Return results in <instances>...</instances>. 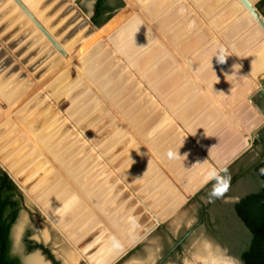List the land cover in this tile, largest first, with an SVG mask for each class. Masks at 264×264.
Listing matches in <instances>:
<instances>
[{"label": "rangeland", "instance_id": "rangeland-1", "mask_svg": "<svg viewBox=\"0 0 264 264\" xmlns=\"http://www.w3.org/2000/svg\"><path fill=\"white\" fill-rule=\"evenodd\" d=\"M142 1L144 2L140 3L141 5L137 4L135 7L144 14V19L134 12L132 20L140 21L141 30L138 32L143 31L149 36L146 42L133 46V40L135 43L138 37L133 34L128 42L124 34L117 36L115 42L112 40L115 33L112 38L105 37L100 43L87 50H83V47L89 31L93 28L90 17L94 9L93 0H65L63 6L56 0H49L48 5L43 6L42 3L35 9H31L32 5L30 8L28 6L30 3H26L65 50L67 57H63L55 50L13 2L15 10L12 13L9 12L10 14L4 16V12H0V86L9 81L7 88H11L10 94L12 90L13 94H16L18 88L9 87V83L16 84V79L19 83L23 82L17 84L18 87L23 88L26 85L24 91L31 90L33 84L49 78L57 69L59 70L54 79L45 85V90L42 88L25 103L33 101L34 105L36 104L30 108L34 111L27 109V112H32L34 122L26 127V131L34 138L38 128L44 126L46 124L44 121L50 120L51 116L56 119L52 120V124L62 123L60 125L62 133H59L57 147L60 148L62 145V150L66 148L62 152L71 156L68 160L73 161L74 165L78 163L81 168L79 171V174H82L81 178L90 180L88 186L97 187V192L108 189L101 200L103 204L106 202V207L98 210H101V214L111 226L113 227L114 216L120 218L122 224L120 228H125L126 233L141 230L144 233L154 222H161V226L156 227L137 243L142 249L149 248L151 252L154 251L155 263L156 261L159 263V242L163 238L161 235L166 237L163 227L166 228L165 232L170 234V237L163 238V245L170 250L178 249L182 244L180 242L182 238L199 221V195H202L217 179L213 176L201 188L191 193L193 195L191 200H184L185 196L111 114L83 76L107 97L188 190L198 183V177L202 178V174L205 175L213 168L216 169L219 160L223 159L222 163L225 164L232 151L238 152L235 149L247 138L245 134L256 133L258 127L264 124V115L253 110L249 104V99L253 101L264 84V71L256 75L249 67L254 51L264 43V36L260 37L259 41L253 42L255 45H243V48H238L241 44H245L246 36L258 26L252 29L249 26L239 37H231V30L240 18V15H231V13L229 15L230 8L236 0H164L168 3L160 10L156 19L152 18L149 6L162 0ZM258 1L253 4L257 5ZM127 6L131 7L125 2V7ZM40 13L41 16L38 15ZM168 20L170 24L167 25ZM158 22L163 25L158 27L156 25ZM174 35L178 38H173ZM219 46L227 47L231 55L224 64H218L213 57ZM29 62L32 67L27 66ZM190 64L196 67L191 69ZM221 84H226V87L221 89ZM244 87H251L249 95L240 94ZM23 92L18 93L17 97H23L21 95ZM0 96L1 100L7 103L5 110L0 105V116L6 110L11 111L12 108L17 107L15 105L20 102L12 101L15 107L12 106L10 109L7 97ZM42 102L44 107L40 105ZM14 114L18 117L23 115V113L20 115L18 109ZM11 115L13 114L0 122L2 130H0V152L7 159L9 166H15L14 172L16 171L20 176L31 166V163L25 166L23 157L29 150L33 152L35 148L27 135L12 121ZM79 115H82L81 119L77 118ZM11 124L14 126L11 130L12 134L6 133L5 125L11 126ZM17 131L20 134L19 139L23 138L25 141L21 149L23 157L19 156V152L17 153L13 147L17 141L13 143L9 141V136L15 135ZM65 138H70L67 142L76 139L79 147L74 150H70L69 146L63 147ZM256 142L257 139H254L252 146L247 150L242 147L240 151L242 154L239 157L246 155L248 151L250 153L247 156L250 158V155H258L261 148H253ZM161 147L166 148L167 151L164 152ZM170 149L179 152L181 157L169 159L166 153ZM46 151L47 156H51L65 171L64 175L73 183H77L75 177L68 173L61 162H58L57 155L51 149L46 148ZM88 155L91 158H87ZM40 157L46 161L41 154ZM14 159L16 163L11 161ZM110 161L113 162L112 165ZM229 167H226L225 172ZM82 170L84 173L81 172ZM51 173L52 181L48 185L56 184L54 193L46 189L43 196L38 198L35 195L36 198L33 191L24 193L19 188L25 197V210L22 211L19 219L23 217L26 224L24 231L29 228L38 231L34 236L36 241L50 245L52 236L54 242H58L51 249L59 260L66 264H88L63 231L61 232L52 221L59 212L49 215L41 208V202L50 206L51 198L57 199V195L66 186L70 190L66 192L68 194L72 192L74 198L76 197V193L71 190L62 175L53 168ZM215 176L220 177L217 172ZM221 183L224 184L223 182L219 184ZM237 188L242 194L243 190L240 188H245V185L241 184ZM235 190L234 187L231 192ZM51 193L53 195L49 197ZM48 197L50 202L46 201ZM200 198L205 201L203 196ZM78 204L83 205L81 202ZM115 208L117 209L113 211ZM90 212L92 214V211ZM122 214L124 217H121ZM91 220L100 225L94 214ZM113 228L117 230V227ZM187 240L183 247V258L180 259L183 261L182 264H240L227 257L226 253L231 254L230 247L218 245V242L206 237L205 229L193 233L191 237H187ZM23 245L22 241V248L18 251L25 252ZM138 255L144 256L142 250ZM129 258L131 257L128 256L127 259ZM40 260L41 264H46L41 256ZM128 262L134 263L131 259ZM174 263L178 264L177 261Z\"/></svg>", "mask_w": 264, "mask_h": 264}, {"label": "bare ground", "instance_id": "bare-ground-1", "mask_svg": "<svg viewBox=\"0 0 264 264\" xmlns=\"http://www.w3.org/2000/svg\"><path fill=\"white\" fill-rule=\"evenodd\" d=\"M25 4L27 3H30V5L28 4V6L30 7L31 5V9H35V8H37L40 4H42V3H44L43 4V6H45L46 4L48 5V3H49V0L48 1H45V0H22ZM59 4H61L62 3V6L64 5V3H63V1H65V0H56ZM128 1H130L132 4H133V6L135 7V5L137 6V4L138 5H141L140 3H143V1L142 0H128ZM170 1V0H169ZM196 1V0H195ZM221 1V0H220ZM252 3H254L256 0H250ZM53 3V2H52ZM68 3V2H67ZM168 2L166 1V2H164V0H162V1H158L156 4H150V6H149V12L151 13V15H152V18L153 17H155V19L157 18V16H158V13L160 12V10H162V8L167 4ZM54 4V3H53ZM66 5V4H65ZM61 6V7H62ZM65 7V6H64ZM47 8V7H46ZM63 8V7H62ZM66 8V7H65ZM243 6L241 5V3L240 2H238L237 0L235 1V3L234 4H232V6H231V10H230V12H229V15H230V13H231V15H237V16H239L240 15V18L237 20V22H235V24H234V26H233V28H232V30H231V37H233V36H240L241 34H242V32H246V30H247V28L249 27V26H251V29L252 28H255L257 25H256V22H255V20L252 18V16L247 12V11H245V10H243ZM43 9H45L44 7H43ZM15 10V6H14V4H13V0H0V12H4V16H6L7 14L6 13H12L13 11ZM40 10V9H39ZM68 10H70V9H68ZM67 10V11H68ZM198 10V9H197ZM47 12V11H46ZM9 13V14H10ZM41 13H42V11H41ZM41 13L40 14H38V15H40L41 16ZM48 13V12H47ZM69 13V12H68ZM73 13H74V11H73ZM199 13V12H198ZM37 15V16H38ZM48 16V15H47ZM75 16V15H74ZM143 16H144V14H143ZM3 17V16H2ZM134 17V16H133ZM145 17V16H144ZM23 18V17H22ZM50 18V17H49ZM55 18V17H54ZM53 18V19H54ZM74 18H76V17H74ZM172 17H170V19H171ZM15 19H17V18H15ZM52 19V20H53ZM133 19V18H132ZM130 20L129 22H127L121 29H119L118 30V32H116V35L115 36H113V39L112 40H114L115 42H116V37L118 36H121V34H124L125 35V39L127 40L126 42H128L129 40V37L133 34V35H135V37H137V39H136V42L134 43V41L135 40H133V43H132V45L133 46H135V45H137V44H140V45H142L144 42H146L147 40H148V38H149V36L146 34V33H144L143 31L142 32H138V31H140L141 29V25H140V21L138 20V19H134V20ZM169 19V20H170ZM3 20H4V18H3ZM13 20V19H12ZM51 20V19H50ZM79 20V19H78ZM167 21L166 23H167V25H168V23L170 24V21ZM8 21V20H7ZM10 21V20H9ZM74 21V20H73ZM83 21V20H82ZM81 21V22H82ZM25 22V21H24ZM27 22V21H26ZM8 23V22H7ZM23 23V22H22ZM59 23H61V22H59ZM77 23V22H76ZM19 24V23H18ZM27 24V23H26ZM50 24V23H49ZM165 24V23H164ZM22 25V24H21ZM44 25V24H43ZM47 25V24H46ZM87 25V24H86ZM158 27H160V25H163V24H161L160 22H158L157 24H156ZM222 25V23H220V25L219 26H221ZM26 26V25H25ZM19 27V26H18ZM85 27V26H84ZM156 27V26H155ZM25 28V27H24ZM35 31V30H34ZM65 31V30H64ZM68 31V30H67ZM5 33V32H4ZM87 33V32H86ZM144 33V34H143ZM22 37V36H21ZM60 37V36H59ZM134 37V38H135ZM177 37V36H176ZM175 37V35L173 36V38H176ZM260 37H263V34H262V32L259 30V28H257L256 30H254L253 29V31L251 32V33H249L248 34V36H246V39L244 40L245 41V44H241L238 48H243V45H249L250 44V46L253 44V45H255L253 42H255V41H259V39H260ZM112 38V37H111ZM178 38V37H177ZM199 38H201V37H199ZM20 39V38H19ZM124 39V38H123ZM125 39H124V41H125ZM75 40V39H74ZM64 41V40H63ZM40 42V41H39ZM31 44V43H30ZM70 44V43H69ZM42 45V44H41ZM65 45V44H64ZM68 45V44H67ZM40 47V46H39ZM66 47V46H65ZM42 49V48H41ZM237 51H238V49H237ZM6 55V54H5ZM38 56V55H37ZM91 59V58H90ZM59 61V60H58ZM251 62L249 63L250 65H249V67H250V69H251V72L253 73V74H258V73H260V72H262V71H264V43L263 44H261L260 46H259V48H257L255 51H254V54H253V57L251 58V60H250ZM47 63V62H46ZM60 63V62H59ZM192 64H195L194 62H192ZM190 67H191V69H194L196 66L194 65V67L190 64ZM41 68H42V66H41ZM6 69V68H5ZM5 69H4V71H5ZM52 70V69H51ZM9 72V71H8ZM28 72V71H27ZM1 75V74H0ZM89 77V76H88ZM31 78V77H30ZM1 79V78H0ZM42 79V78H41ZM38 81H41V80H39L38 79ZM9 82V81H8ZM7 82V83H8ZM15 82H16V84H11V83H9V87H12V88H14V89H17L18 88V91L16 92V94H13V90H12V94H10L11 92V88H7V83H3V84H1V86H0V95H3V96H6L7 97V102H9L10 104L8 105V106H10V109L12 108V106H14L15 104H14V102H13V104L11 103L12 101H18V100H20L21 98H22V96L19 98V97H17L21 92H23L24 91V89H25V87H26V85L23 87V88H21V87H18L17 86V84H21V83H23V82H18L16 79H15ZM28 83V82H27ZM40 82H37V83H35V84H33L32 86H31V90H29V89H27V90H25L21 95H23V97L24 96H26L28 93H29V91H32V90H35V89H37L38 87H39V89H40V86L38 85ZM31 84V83H30ZM41 85H42V82H41ZM46 88V86H43V89L45 90V88ZM221 89L222 88H225L226 87V84H221ZM248 88V87H247ZM247 88H242L241 89V95H243V94H245L244 96H246L247 94L249 95L250 94V91H251V87H249L248 89ZM42 90V89H41ZM40 90V91H41ZM19 93V94H18ZM5 94V95H4ZM31 94V93H30ZM29 94V95H30ZM7 95H10V97H8ZM240 96V95H239ZM5 97V98H6ZM0 99H2V97L0 96ZM3 100H5V99H3ZM30 100V99H29ZM29 100H27V101H29ZM36 100V99H35ZM26 100H24V101H22V103L21 104H24V102H25ZM26 101V102H27ZM38 101V100H37ZM43 101V100H42ZM25 102V103H26ZM36 102V101H35ZM7 104V103H6ZM40 104V103H39ZM36 105V104H35ZM34 105V103H33V101L31 102H28V104H25L24 106H22L21 108H20V110L18 109V112H20V115H21V113H23V115H21L20 117H18L16 114H14L13 112H12V114H14V116H16V117H18V119H19V121L21 122V124L25 127V129H26V127L27 126H29L30 124H32V122H34L33 121V117H32V112H27V109H28V111H34L33 109H30V108H32L33 106H35ZM41 106H43L44 107V103L42 102V104H40ZM16 106V105H15ZM14 106V107H15ZM7 107V106H6ZM35 109V108H34ZM13 110V109H12ZM7 112L8 111H10V110H6ZM5 111V112H6ZM192 111V110H191ZM6 112V113H7ZM27 112V113H26ZM193 112V111H192ZM30 113V114H29ZM45 114V113H44ZM186 114V113H185ZM2 115V114H1ZM28 115V116H27ZM41 115V114H40ZM39 115V116H40ZM12 116V115H11ZM27 116V117H26ZM55 116H57V114L55 115ZM73 117H76V116H73ZM81 117H82V115H79V116H77V118L79 119H81ZM20 118H22V119H20ZM77 119V120H78ZM6 120V119H5ZM44 120V119H43ZM55 121L56 119H55V117H52L51 116V119L50 120H46V122L44 121V123H46L44 126H42L41 128L39 127L38 129V131H37V133L36 134H34V138H32V139H34V141L36 142V144H38L43 150H44V154L41 152V151H39V149H37V147L35 146V144H33L32 146H33V148H35L34 149V151L32 152V151H28L27 152V154L23 157L22 155V146L24 145V143H25V141L23 140V138H20L19 139V136H20V134H19V132L17 131L16 133H15V135L13 134V135H10L9 137V141H11L12 143L13 142H15V141H17L14 145H13V147H14V149H15V151H17V153L19 152V156H21V157H23V159L24 160H22V161H24L25 162V166H27L28 164H33V163H35V162H37L38 160H41V161H44L45 162V165H44V167H51V168H53V170H55L56 172H58V174L59 175H62V177H63V179L66 181V183L68 184V186H70V188H71V190L72 191H74V185H76L77 187H78V189L76 190V191H80V193H82L85 197H86V199L87 200H89V201H91V203L93 202V203H95L96 204V206H98L100 209H103V208H105L106 207V202H104V204L101 202V200H102V198L104 197V195H106V191L108 190V189H104V190H102L101 192H97L96 190L98 189L97 187H93L92 186V188L90 187V185L88 186V183H89V179H87V180H84L83 179V177L81 178V175L79 174V171L81 170V168H80V166H78V163L76 164V165H74L73 164V161H71V160H68V158H70L71 156L70 155H67L66 153H64V152H62L63 150H65L66 148H63V150L61 149L62 147V145L60 146V148H58L57 147V144H59L58 143V141H59V137H60V134L62 133V131H60V125H62V123L59 125L58 124V122L57 123H53L52 124V122L53 121ZM207 121V120H206ZM2 122V121H1ZM24 122V123H23ZM38 122H39V120H38ZM51 123V125L49 126V124ZM137 122V121H136ZM1 124V123H0ZM8 124V123H7ZM137 124V123H136ZM252 127V126H251ZM14 128V126H13V124H11V126H9V125H5V131H6V133L8 132H10L11 133V130ZM67 129V128H66ZM141 129V128H140ZM0 130H1V127H0ZM143 130V129H142ZM177 130V129H176ZM2 131V130H1ZM55 132H57V133H55ZM246 132H249L248 130H246ZM5 133V132H4ZM60 133V134H59ZM221 133V132H220ZM244 133V132H243ZM12 134V133H11ZM253 134V132H251V133H249V134H246V136H247V138H245L244 139V141H243V143H241V144H239V146H237L236 147V149L235 150H238V152H236V151H232V153L229 155V157H228V159L226 160V162H225V164H223L222 163V161H223V159L222 160H219L218 161V167L216 168V169H212V170H209L208 172H206L205 173V175H203L202 174V178H197L198 179V183H196L194 186H191L187 191L189 192V193H194L197 189H199V188H201L205 183H207V181L209 180V179H211L212 177H213V173H215L216 174V172L217 173H219V171H221V170H223V168L226 166V164H228L240 151H241V148L242 147H248L249 146V144H250V142L252 141V138H251V135ZM4 135V134H3ZM6 136V135H5ZM4 136V137H5ZM224 137V136H223ZM84 138V137H83ZM159 138V137H158ZM2 139V138H1ZM16 139H18V140H16ZM6 140H7V138H6ZM70 140V138H65V140H64V142H63V147L64 146H69L70 147V150H74V149H77L78 147H79V144L76 142V139L73 141H71V142H67V141H69ZM86 140V139H85ZM156 140H157V138H156ZM1 141V140H0ZM29 141V140H28ZM28 141H26V142H28ZM165 141H167V140H165ZM3 143V142H2ZM9 143V142H8ZM29 143V142H28ZM160 143V142H159ZM163 143V142H162ZM162 143H160V144H162ZM70 144H72V145H70ZM26 145V144H25ZM164 145V144H163ZM158 146H160V145H158ZM84 147V146H83ZM106 147H108V146H106ZM113 147V146H112ZM46 148H48V149H51L52 151H53V153H55L57 156H56V158H57V160H58V162H61L62 163V165L65 167V169L68 171V173L69 174H71V175H73V177H75V182H77V183H73L72 181H71V179H69L67 176H65L64 174H65V171L63 170V169H61V167L57 164V162H55V160L51 157V156H47V151H46ZM80 148H81V146H80ZM100 148V147H99ZM108 148H110V147H108ZM107 148V149H108ZM115 148H116V146H115ZM61 149V150H60ZM112 149V148H111ZM160 149H162L164 152H166L167 151V149L166 148H163V147H161ZM82 150V149H81ZM81 150H79V151H81ZM118 150V149H117ZM161 150V151H162ZM4 151V150H3ZM105 151H107V150H105ZM109 151H111L110 149H109ZM116 151V150H115ZM122 151V150H121ZM25 152V151H24ZM72 152V151H71ZM73 152H75V151H73ZM83 152V151H82ZM94 152V151H93ZM123 152V151H122ZM77 154L78 153H80V152H76ZM107 153H109L108 151H107ZM120 153V152H119ZM125 153V152H124ZM162 153V152H161ZM22 154V155H21ZM40 154L46 159V161L43 159V158H41L40 157ZM73 154V153H72ZM71 154V155H72ZM95 154V153H94ZM99 154H101V153H99ZM16 155V154H15ZM74 155V154H73ZM104 155V154H103ZM102 155V156H103ZM106 155V154H105ZM113 155V154H112ZM124 155H126V154H124ZM8 156H9V154L7 155V158H8ZM98 156H100V155H98ZM123 156V155H122ZM2 157H4V159L2 158ZM87 158L88 157H90L91 158V156L90 155H88V156H86ZM94 157V156H93ZM117 157V156H116ZM115 157V158H116ZM224 157V156H223ZM10 158V157H9ZM86 158V159H87ZM95 158V157H94ZM76 159H77V157H76ZM123 159V158H122ZM16 159H14V160H11V161H14L15 163H16V161H15ZM21 160V159H20ZM67 160V161H66ZM90 160V159H89ZM97 160V159H96ZM117 160V159H116ZM18 161V160H17ZM86 161V160H85ZM91 161V160H90ZM113 161V160H112ZM135 161V160H134ZM8 161H7V159L5 158V156H2L1 155V152H0V164L4 167V168H6L10 173H11V175L13 176V178L16 180V181H18V184L20 185L21 183L19 182V180H18V177H19V174H17L16 173V171L14 172V167L15 166H9V163H7ZM111 162V161H110ZM116 161L114 160V163H115ZM17 163H19V162H17ZM91 163V162H90ZM90 163H88V164H90ZM10 164H12V163H10ZM20 164V163H19ZM113 164V162H111V165ZM223 164V165H222ZM8 166V168H7V166ZM86 165V164H85ZM93 165V164H92ZM22 166V165H21ZM178 166V165H177ZM23 167V166H22ZM111 167V166H110ZM45 169V168H44ZM100 170V169H99ZM103 171V170H102ZM113 171H114V169H113ZM81 172H83V170L81 171ZM53 173V172H52ZM52 173L50 172V173H48L44 178H42L41 179V181L33 188V190H31L30 191V193H32V191H33V193H35L34 194V197H41V196H43L45 193H46V189H48V190H50L51 192L53 191V193L55 192V190L54 189H56V184L54 185V186H50V185H48L51 181H52ZM84 173V172H83ZM119 173V172H118ZM137 173V172H136ZM201 173V172H200ZM86 174V173H85ZM92 175V174H91ZM91 175H90V177H91ZM98 175V174H97ZM101 175H105V174H101ZM94 178V177H93ZM178 178V177H177ZM95 179V178H94ZM93 179V180H94ZM105 179V178H104ZM179 179V178H178ZM105 181V180H104ZM180 181V180H179ZM59 183V182H58ZM74 184V185H73ZM91 184V183H90ZM102 184V183H101ZM96 185V184H95ZM99 185V184H98ZM97 185V186H98ZM114 185V184H113ZM21 186L23 187L24 185L23 184H21ZM99 186H101V185H99ZM111 187H112V185H111ZM100 189V188H99ZM66 190L67 191H70L69 189H68V187L66 186L65 188H63V191L62 192H60L58 195H57V199H55V197H53V198H51V200H52V203H50V206H49V204L48 203H44V202H41L40 204H41V208L44 210V212H46L47 214H49L50 215V213H52V215L54 214V212H59V214L57 215V214H55V216H58L57 217V219L56 220H54V223H55V225L60 229V231L62 232L63 231V233L65 234V236L68 238V239H70L72 236L74 237V236H77L79 233V231L81 230V229H89L90 230V228H91V224H89L90 222H92V220H91V218H92V214H94V213H92L91 214V212L90 211H92L89 207H88V205L85 203V201H83L82 199H81V197H79V196H77V194H75L76 195V197H78L77 199H76V197L74 198V194L71 192V194H68L67 192H66ZM44 191V192H43ZM114 191V190H113ZM75 192V191H74ZM53 193H51V195L49 196V197H51L52 195H53ZM76 193V192H75ZM36 195V196H35ZM120 196V195H119ZM31 197H32V195H31ZM36 197V198H37ZM47 198L46 199V201L47 202H50V198ZM84 197V198H85ZM166 197V196H165ZM171 198V197H170ZM186 199V197L184 198V200ZM83 203V205H81V204H78V203ZM156 202V201H155ZM93 203H92V205H93ZM108 203V202H107ZM114 204H115V202H114ZM176 204V203H175ZM84 205H85V207H84ZM113 205V204H112ZM116 205V204H115ZM94 206V205H93ZM95 207V206H94ZM96 208V207H95ZM98 208V209H99ZM97 209V208H96ZM117 208H115V209H113V211L114 210H116ZM162 210V209H161ZM160 210V211H161ZM101 211V210H100ZM112 211V212H113ZM163 211V210H162ZM93 212V211H92ZM159 213V212H158ZM107 214V213H106ZM159 215V214H158ZM106 216V215H105ZM125 216H126V214H125ZM160 216V215H159ZM115 217V216H114ZM113 217V219H112V223H114L113 224V227H117V232H119V231H121V235H122V233H124L125 234V236L124 237H126L127 236V240L128 241H125V242H127L126 244H128L127 246L128 247H131V246H133L135 243H137L139 240H141L142 238L141 237H143L144 236V233H141L139 230V232H135V233H126L125 231H126V229L125 228H120L121 226H122V224H121V222H120V218H117V217H115L114 218ZM121 217H124L123 216V214H122V216ZM109 220H111V219H109ZM133 221V220H132ZM131 221V222H132ZM89 224V225H88ZM129 225V224H128ZM126 226V225H125ZM62 227V228H61ZM131 227H132V225H131ZM89 230H87V231H89ZM136 231V230H135ZM142 231V230H141ZM86 232V231H85ZM84 232V233H85ZM119 234H120V232H119ZM123 234V235H124ZM84 236V235H83ZM79 237L80 239L78 240V241H81L82 239H84V237ZM77 241V242H78ZM116 239H112V241L111 242H109V244H107L105 247H103V248H105L106 250L103 252V254L99 257V258H97V256L96 257H90V259H91V264H110V262H113L114 260H116V259H118L120 256H121V254H123V253H125L126 251H127V247H123L122 245H120V244H118L119 242L117 241ZM75 244H77L76 242H75ZM103 250V249H102ZM102 253V252H101ZM81 255H82V252L80 253ZM93 258V259H92ZM85 259V258H84ZM90 262V261H89Z\"/></svg>", "mask_w": 264, "mask_h": 264}, {"label": "trees", "instance_id": "trees-1", "mask_svg": "<svg viewBox=\"0 0 264 264\" xmlns=\"http://www.w3.org/2000/svg\"><path fill=\"white\" fill-rule=\"evenodd\" d=\"M94 9L91 16V22L97 28H101L121 9L125 7L124 0H93ZM257 8L264 16V0L257 4ZM254 101L261 108L264 107L260 95L258 94ZM264 132H260V139L256 144L264 146ZM248 155V154H247ZM245 165H240V177L245 180V188L250 183H254L256 188L250 193L241 197V199L229 206L217 207L211 209L206 207L204 222L210 223L208 216L215 212V225L219 226L225 235H220L221 243L226 245H236L235 254L241 264H264V153L260 159L254 163L245 161ZM233 165L225 172V176L230 177L233 173ZM236 177L230 178L229 183L235 182ZM218 181L212 182L206 190H212L216 186V192L209 198L217 199L221 190ZM254 186V185H253ZM205 190V191H206ZM25 197L23 192L9 177V175L0 168V264H21L19 257L12 255V229L18 222L20 214L25 210ZM217 203H215L216 207ZM210 218V216H209ZM211 224V223H210ZM221 226V227H220ZM214 225L212 226L213 229ZM219 230H217L218 233ZM211 232L219 237L216 232ZM229 234H228V233ZM227 233V234H226ZM31 234L28 233L24 242L28 252L40 250L48 261L52 264H62L56 260L51 251L43 244L35 243L30 240ZM239 246V249H238ZM238 250V251H237Z\"/></svg>", "mask_w": 264, "mask_h": 264}, {"label": "water", "instance_id": "water-1", "mask_svg": "<svg viewBox=\"0 0 264 264\" xmlns=\"http://www.w3.org/2000/svg\"><path fill=\"white\" fill-rule=\"evenodd\" d=\"M128 4L131 5V7L127 6L117 12L112 19L107 22L104 26L101 28H97L95 25H93L92 29L89 31V36L87 38V41L83 47V50H87L98 43L105 37H112L116 32H118L119 29H121L127 22H129L133 16L134 12L139 15L141 19H144L143 14L139 11L138 8L134 7L133 4L128 1L124 0ZM241 5L244 7V9L252 16V18L255 20L256 25L258 26L259 30L262 32L264 36V16L257 8V5H254L250 0H238ZM261 1V0H259ZM258 1V3H259ZM13 2L20 8L22 13L33 23L34 27L43 35L47 41L57 50L63 57H67V53L65 50L61 47V45L56 41L55 37L49 32V30L42 24V22L33 14V12L27 7V5L22 0H13ZM130 2V3H129ZM144 2V1H143ZM7 14V13H6ZM95 29V30H94ZM60 69H63V67H60ZM58 70V69H57ZM55 71L52 76L49 78L41 81L38 84L40 86L35 90L29 91V93L22 97L16 104L17 107H15L13 110L5 112L2 116H0V122L3 121L6 117H9L10 114L13 113L21 108L23 104L22 101L29 100L35 95L37 92H39L43 86L49 84L54 77L58 74V71ZM83 78L86 80L87 84L91 87V89L95 92V94L99 97V99L105 104V106L108 108V110L111 112V114L123 125V127L127 130V132L135 139V141L140 145V147L145 151L147 156H149L160 168V170L167 176V178L175 185V187L186 197V200H191L193 198V195L189 193L186 188L182 185V183L179 181V179L173 175L172 171L163 164L162 160L157 156V154L145 143V141L142 139V137L136 132L135 129L122 117V115L119 113V111L111 104V102L105 97L101 92H99L95 86L89 81V79ZM261 90L264 91V86L261 87ZM33 92V93H31ZM31 93V94H30ZM30 94V95H29ZM251 98V97H250ZM25 101V102H26ZM24 102V104H25ZM249 104L253 108V110L260 112V110L256 107V105L253 103L251 99H249ZM0 105L3 110L6 109V104L0 99ZM262 115H264V110L260 112ZM264 117V116H263ZM12 121L23 131L27 137L32 141L33 144L41 151L42 153L44 150L36 144V142L32 139L30 133L26 131L25 127L21 124L18 117L14 116V114L11 116ZM262 127H258L257 132ZM253 133L251 135L252 141L250 142L249 146L246 147L244 150H247L252 146L253 140L255 138H258V133ZM246 135V134H245ZM244 152V151H243ZM44 154V153H43ZM242 154V152H239L226 166L223 168V170L219 171V175L222 176L225 172L226 167H229L236 159L239 158V156ZM45 162L38 160L37 162L31 164V166L26 169L19 177L18 180L21 184H24L23 188L18 184V182L13 178L11 173L7 171L4 167L0 165L3 171H5L9 177L15 182V184L22 189L24 193L30 192L40 181L42 178H44L48 173L51 172L50 167H44ZM45 168V169H44ZM74 185V184H73ZM74 191L76 192L77 196L81 197L83 201L88 205V207L93 211L94 215L96 216L97 220L100 222V225L98 223H95V221L92 220L89 224H91V228L89 229H81L77 236L72 237V240H70V243L73 245L76 250L81 253L83 252V256L85 258L94 256L97 252L103 249L109 242L112 241V239H116L119 241L124 247H127V251L122 254V257L126 254H128L137 244L134 246L128 247L125 240L122 236L119 235V233L114 229L111 224L107 221L106 217H104L99 210H97L91 203V201L87 200L86 197L80 193V191H76L78 187L74 185ZM85 197V198H84ZM59 213H57L58 215ZM58 216L53 217L52 221L56 220ZM88 224V225H89ZM161 226V222L153 223L149 229L146 230L143 238L155 230L156 227ZM89 230V231H87ZM86 231V232H85ZM85 232V233H84ZM85 237H84V236ZM84 237L81 241H78L79 237ZM142 238V239H143ZM78 241V242H77ZM75 242H77V245H75ZM121 258L117 259L114 263L119 261ZM113 263V264H114Z\"/></svg>", "mask_w": 264, "mask_h": 264}, {"label": "flooded vegetation", "instance_id": "flooded-vegetation-1", "mask_svg": "<svg viewBox=\"0 0 264 264\" xmlns=\"http://www.w3.org/2000/svg\"><path fill=\"white\" fill-rule=\"evenodd\" d=\"M262 86H264V84L262 85ZM259 95H260V97H261V99H262V101L264 102V91H262V90H260V92L258 93ZM257 96V95H256ZM255 96V97H256ZM253 103L256 105V107L260 110V112L261 111H263L264 110V107L263 108H261L260 106H258L257 104H256V102L253 100ZM261 131H263L264 132V124H263V126H262V128L257 132L258 133V135H259V137L258 138H255V140L256 139H260V132ZM264 134V133H263ZM256 147H260L261 148V152L258 154V155H250L251 156V158L250 157H248L247 156V154H249L250 153V151H248L247 153H246V155L244 154L243 156H241V157H239L238 159H236L233 163H232V165H233V170H234V173L230 176V178L232 179V178H234V177H236L237 178V180L235 181V182H231V183H229V185H227L226 186V188H225V185L224 184H219V186L221 187V190H223L224 192L222 193V194H219V196H218V198L216 199H212V198H209V197H211L212 195H213V189L212 190H206V191H202L201 193H202V195L200 196L199 195V197H198V199H199V210H198V212L200 211V214H199V221L192 227V229L191 230H189L188 231V233L182 238V240L180 241V242H182V244H181V246L178 248V249H176V250H174V249H172V250H170L169 248H167L166 246H164L163 245V240L164 239H166L167 238V236L168 237H170V234L168 233V232H165V227H163L164 228V233H166L165 235H166V237L164 236V235H161L163 238H161V241L159 242V244H160V257H159V263H158V261H156L157 263H155V264H171V263H173V264H175L174 263V261H177V263L178 264H182V260H180V259H182L183 258V254H184V252H183V247H184V245L188 242V240H187V237H191L192 235H193V233H195V232H197V231H200L201 229H205V232H206V237L208 236L209 237V239H212L213 241H216V242H218V245H223V246H225L226 244H224V243H221V240H219L220 239V235H222V237L224 238V236L223 235H225L224 233H223V229H222V227H221V230H219V226H217V225H215L214 223L216 222V218H215V212H212L209 216H210V218H209V216H208V220L207 221H209L210 223H205L204 222V212H205V210H206V207H209V208H211V209H214V208H216L217 210H219V208H217V207H223V206H229V205H232V204H234V203H236V202H238L240 199H241V197H243L244 195H246V194H248V193H250L251 191H253V190H255V188H256V186H255V184L254 183H250L249 184V187H247V188H240L241 190H243V192H242V194L240 193V190L237 188V187H239V185H241V184H244L245 185V180H243V177H240V173H241V171H240V169H239V166L240 165H244V167L246 168L247 166L245 165L246 163H245V161L246 160H248V162L249 163H254V162H256L257 160H259L260 159V157H261V155L264 153V146H263V144H256V145H254L253 146V148H256ZM253 150V149H252ZM254 157V158H253ZM227 170H229V168L227 169ZM226 170V171H227ZM223 176H225V173L222 175V176H220V177H223ZM220 182H223V181H220ZM254 185V186H253ZM235 187V191H236V193H235V191L234 192H231V189H233ZM203 196V198L205 199V201H203V199H201L200 197H202ZM209 196V197H208ZM213 197H214V195H213ZM198 201V200H197ZM205 202V203H204ZM215 203H217V205H216V207L214 206L215 205ZM207 204V205H206ZM206 205V206H205ZM214 225V227H213V229H212V226ZM172 227V226H171ZM211 230L212 231H214V232H216L217 233V235L219 234V237L218 236H215L212 232H211ZM217 230H219V232H221V233H218L217 232ZM28 233H30L31 234V236H30V240L31 241H34L35 243H38V244H43L46 248H48L50 251H51V253L53 254V256L56 258V260H58V261H60L62 264H66V262H63L62 260H59L56 256H55V254H54V252H53V250L51 249V247L52 246H54L56 243H58V242H54V240H53V237L51 236V241H50V245H48V244H46V243H40V242H38V241H36L35 239H34V236L38 233V231L37 230H34V229H31V228H29V229H27L26 231H24V234H23V237H22V241H23V246H24V249H25V252L26 253H33V252H28V250H27V247H26V245H25V242H24V238H25V236L28 234ZM228 233V232H227ZM226 233V234H227ZM229 234V233H228ZM212 237V238H211ZM212 241V242H213ZM215 243V242H214ZM226 246H229L230 247V251H231V254L230 253H226V255H227V257H230V258H232L234 261H236L237 263H240V261L238 260V257H236L235 256V254L233 253V252H235V249H236V245H226ZM12 248H13V246H12ZM235 248V249H234ZM238 249H239V246H238ZM39 251V255L45 260L44 262L46 263V264H52L50 261H48L47 260V258L45 257V255L43 254V252L42 251H40V250H38ZM135 251V250H134ZM238 251V250H237ZM34 252H36V251H34ZM13 255V254H12ZM15 256V255H14ZM128 256H132V252H130V253H128L127 255H124L119 261H117L115 264H129V262H128V260H130L131 258H129V259H127V257ZM17 257H19V256H17ZM20 258V257H19ZM21 260V259H20ZM70 261V260H69ZM131 263V262H130ZM132 264H134V263H132ZM241 264V263H240Z\"/></svg>", "mask_w": 264, "mask_h": 264}, {"label": "clouds", "instance_id": "clouds-1", "mask_svg": "<svg viewBox=\"0 0 264 264\" xmlns=\"http://www.w3.org/2000/svg\"><path fill=\"white\" fill-rule=\"evenodd\" d=\"M229 56H231L229 53V49L225 46H219L216 49L213 57L216 58L218 64H224ZM166 155L168 156L169 159H175V158L181 157L179 155V152L173 151L171 149L168 150ZM212 175L217 179L218 182L223 181L225 188H226L230 180V177L228 176L216 177L215 173H213ZM215 192H216V186L214 185L213 194H215ZM25 228H26V224L23 220V217H21V219L18 220V222L13 226V229H12V239H13L12 254L20 256L21 264H41L38 250L33 253H26L22 250L18 251V249L22 248V236H23V232Z\"/></svg>", "mask_w": 264, "mask_h": 264}, {"label": "crops", "instance_id": "crops-1", "mask_svg": "<svg viewBox=\"0 0 264 264\" xmlns=\"http://www.w3.org/2000/svg\"><path fill=\"white\" fill-rule=\"evenodd\" d=\"M260 2V1H259ZM92 16V14L90 15V17ZM27 66L28 67H32V64L29 62V63H27ZM93 203V202H92ZM93 205L97 208V210H98V206H96V204L95 203H93ZM93 213V212H92ZM114 223H112V225H113ZM56 226V225H55ZM57 227V226H56ZM58 228V227H57ZM117 231V230H116ZM120 232V231H119ZM118 232V233H119ZM141 233H143L142 231H140ZM64 234V233H63ZM124 233H122V235H121V233L119 234L120 236H122L123 237V239L125 240V241H128L127 240V236L126 237H124L125 236V234L123 235ZM145 234V233H144ZM141 238H143V237H141ZM69 240H71V239H69ZM140 241V240H139ZM138 241V242H139ZM117 242V241H116ZM119 242V241H118ZM137 242V243H138ZM127 243V242H126ZM137 243H135V244H137ZM118 244H120V245H122L120 242L118 243ZM134 244V245H135ZM128 245V244H127ZM133 245V246H134ZM123 246V245H122ZM124 247V246H123ZM125 248V247H124ZM106 249L105 248H103V250H100L99 252H97L93 257H96L97 256V258H99L102 254H103V252L105 251ZM135 250V251H134ZM140 250H142V254L144 255L143 257H141V256H139L138 255V252L140 251ZM82 252V251H81ZM102 252V253H101ZM130 252H132V256H131V261H133L134 262V264H155V253H153V252H151L150 251V249L149 248H147V249H142V246H139V245H137L135 248H133ZM129 252V253H130ZM83 258H85L84 256H83V252H82V255H81ZM121 256H122V254H121ZM120 256V257H121ZM119 257V258H120ZM118 258V259H119ZM43 259V258H42ZM86 260H87V263L88 264H91V259H90V257H87V258H85ZM93 259V258H92ZM117 260V259H116ZM116 260H114L113 262H110V264H113ZM90 261V262H89ZM129 264H132V262L130 263L129 262Z\"/></svg>", "mask_w": 264, "mask_h": 264}]
</instances>
